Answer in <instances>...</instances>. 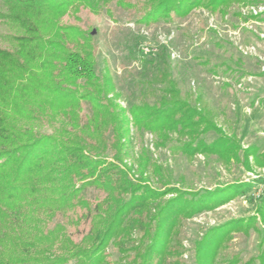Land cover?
I'll use <instances>...</instances> for the list:
<instances>
[{
  "label": "trees",
  "instance_id": "1",
  "mask_svg": "<svg viewBox=\"0 0 264 264\" xmlns=\"http://www.w3.org/2000/svg\"><path fill=\"white\" fill-rule=\"evenodd\" d=\"M111 1L129 10L137 6L131 0H0V41L7 44L0 46V264H119L107 248L127 243V252L136 251L127 264L183 261L182 240L169 233L182 219L181 205L195 200L183 202L188 192H159L132 179L122 158L129 143L127 113L162 140L171 131L193 135L190 151L220 148L229 155L241 148L181 99L163 72L159 80L168 97L121 106L113 75L96 70L94 30L62 22L81 7L100 12ZM249 2L143 0L138 22L183 19L199 7L226 15L232 3ZM201 124V133L214 130L219 138L211 144L199 139ZM244 153L248 168L250 157L264 166L254 146ZM172 191L174 198L156 203ZM86 224L84 233L79 227ZM135 229H141L138 239ZM166 231L171 244L162 236Z\"/></svg>",
  "mask_w": 264,
  "mask_h": 264
},
{
  "label": "rangeland",
  "instance_id": "2",
  "mask_svg": "<svg viewBox=\"0 0 264 264\" xmlns=\"http://www.w3.org/2000/svg\"><path fill=\"white\" fill-rule=\"evenodd\" d=\"M131 1L137 4L131 10L116 1L100 12L81 7L62 22L96 31V70L113 75L121 106L157 104L168 97L159 80L163 72L181 99L241 148L229 155L220 148L190 151L193 135L171 131L162 140L139 128L127 113L130 133L123 165L131 169L135 182L159 192L173 187L188 192L181 196L183 202L195 200L191 206L181 205L177 217L182 219L169 233L182 240L180 264H264V166L250 157L248 168L244 153L254 146L264 162V0L232 3L226 15L199 7L183 19L150 25L138 22L143 0ZM0 46L7 44L0 41ZM204 127L197 128L199 139L211 144L219 138L214 130L201 133ZM106 136L111 137V131ZM176 194L172 191L156 203L164 204ZM79 229L85 233L89 224ZM141 234L135 229L133 236ZM167 235L162 233L171 244ZM81 237L79 232L74 239ZM129 246L111 245L106 252L111 261L127 264L136 256L135 250L126 251Z\"/></svg>",
  "mask_w": 264,
  "mask_h": 264
},
{
  "label": "water",
  "instance_id": "3",
  "mask_svg": "<svg viewBox=\"0 0 264 264\" xmlns=\"http://www.w3.org/2000/svg\"><path fill=\"white\" fill-rule=\"evenodd\" d=\"M93 33L95 34V33H96V31L94 30V31H93Z\"/></svg>",
  "mask_w": 264,
  "mask_h": 264
}]
</instances>
